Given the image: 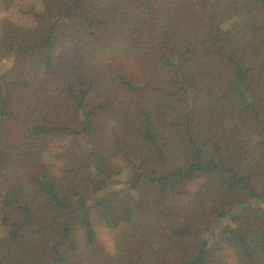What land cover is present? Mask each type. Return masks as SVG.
Returning a JSON list of instances; mask_svg holds the SVG:
<instances>
[{"label":"trees","instance_id":"16d2710c","mask_svg":"<svg viewBox=\"0 0 264 264\" xmlns=\"http://www.w3.org/2000/svg\"><path fill=\"white\" fill-rule=\"evenodd\" d=\"M0 264H264V0H0Z\"/></svg>","mask_w":264,"mask_h":264},{"label":"rangeland","instance_id":"374dc122","mask_svg":"<svg viewBox=\"0 0 264 264\" xmlns=\"http://www.w3.org/2000/svg\"><path fill=\"white\" fill-rule=\"evenodd\" d=\"M11 16H12L13 18H16V19L18 18V17H17L18 14H17L16 12L12 13ZM22 20H23V17H21V18L19 19L20 22H22ZM110 232H111L110 230H105V231H103V233H102V237L105 236V239H107L106 237L109 235Z\"/></svg>","mask_w":264,"mask_h":264}]
</instances>
